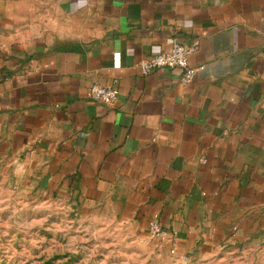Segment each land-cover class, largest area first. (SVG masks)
<instances>
[{
	"label": "crops",
	"instance_id": "crops-1",
	"mask_svg": "<svg viewBox=\"0 0 264 264\" xmlns=\"http://www.w3.org/2000/svg\"><path fill=\"white\" fill-rule=\"evenodd\" d=\"M175 41L193 80L141 75ZM3 173L147 234L156 214L179 257L264 236V0H0Z\"/></svg>",
	"mask_w": 264,
	"mask_h": 264
},
{
	"label": "rangeland",
	"instance_id": "rangeland-1",
	"mask_svg": "<svg viewBox=\"0 0 264 264\" xmlns=\"http://www.w3.org/2000/svg\"><path fill=\"white\" fill-rule=\"evenodd\" d=\"M0 264H264V236L177 256L134 225L0 175Z\"/></svg>",
	"mask_w": 264,
	"mask_h": 264
},
{
	"label": "built area",
	"instance_id": "built-area-1",
	"mask_svg": "<svg viewBox=\"0 0 264 264\" xmlns=\"http://www.w3.org/2000/svg\"><path fill=\"white\" fill-rule=\"evenodd\" d=\"M196 47V42L185 45L175 41L168 50L142 58L137 64L138 69L141 75H147L157 69L178 68L181 71V82L188 84L193 80L197 72V69L188 63V56ZM116 82V80H112L109 85L92 84L87 91L89 98L106 104L114 103L118 96ZM147 226L148 234L152 238L168 244L169 251L174 254L178 243L177 237L173 232L161 227L158 222V215L154 214Z\"/></svg>",
	"mask_w": 264,
	"mask_h": 264
}]
</instances>
